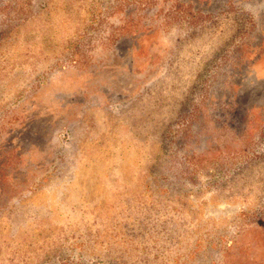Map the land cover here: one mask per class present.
I'll list each match as a JSON object with an SVG mask.
<instances>
[{
  "label": "rangeland",
  "instance_id": "rangeland-1",
  "mask_svg": "<svg viewBox=\"0 0 264 264\" xmlns=\"http://www.w3.org/2000/svg\"><path fill=\"white\" fill-rule=\"evenodd\" d=\"M0 264H264V0H0Z\"/></svg>",
  "mask_w": 264,
  "mask_h": 264
}]
</instances>
